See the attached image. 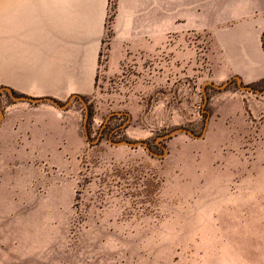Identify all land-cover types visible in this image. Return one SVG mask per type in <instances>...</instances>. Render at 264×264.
<instances>
[{
  "label": "rangeland",
  "instance_id": "1",
  "mask_svg": "<svg viewBox=\"0 0 264 264\" xmlns=\"http://www.w3.org/2000/svg\"><path fill=\"white\" fill-rule=\"evenodd\" d=\"M106 11L95 80L64 110L80 144L65 179L48 172L71 208L0 210V264H264V93L211 85L230 80H214L223 27L169 24L166 44L111 45L117 0Z\"/></svg>",
  "mask_w": 264,
  "mask_h": 264
},
{
  "label": "crops",
  "instance_id": "2",
  "mask_svg": "<svg viewBox=\"0 0 264 264\" xmlns=\"http://www.w3.org/2000/svg\"><path fill=\"white\" fill-rule=\"evenodd\" d=\"M107 3L3 0L1 88L57 100L87 89L96 76L97 45L106 37ZM112 23L111 45H150L157 36L166 44L169 24L213 34L223 27L218 42L229 60L218 63L214 80L264 82V0H117ZM230 98L236 112L244 110L242 95ZM14 101L7 108L0 102V210L70 209V187L48 172L58 165L65 179L73 138L80 144L71 115L49 102Z\"/></svg>",
  "mask_w": 264,
  "mask_h": 264
},
{
  "label": "water",
  "instance_id": "3",
  "mask_svg": "<svg viewBox=\"0 0 264 264\" xmlns=\"http://www.w3.org/2000/svg\"><path fill=\"white\" fill-rule=\"evenodd\" d=\"M232 79H236V81L238 82L239 84V87L243 90H248V91H254V92H258V93H264V90H255L253 87L249 86V85H245V84H240L241 82V78L238 77V76H234ZM232 79L226 81L225 83H223L222 85H215V84H211L212 86H214L215 88L217 89H220V88H223L225 87L226 85H228V83L230 81H232ZM3 90H6L9 92V94L11 95V97L14 99V100H17V101H26V102H31V103H42V102H49L53 105H55L56 107L60 108V109H67V107L69 106L71 100L75 97H81L79 94H73L69 100L64 103L63 105H61L59 103V101H57L56 99L52 98V97H29V96H25V95H14L13 94V91H11V89L7 88V87H3V88H0V93L1 91ZM207 101V97L205 95L204 97V104L206 103ZM1 115V113H0ZM89 118V113L88 111L86 110L85 112V117H84V131H85V136L88 138L89 136V133H88V128H87V120ZM207 130V124L205 125L204 127V131L205 132ZM113 144L115 145H129V146H137V145H143L145 147L146 144L143 143V142H128V141H118V142H112ZM148 149V148H147Z\"/></svg>",
  "mask_w": 264,
  "mask_h": 264
}]
</instances>
